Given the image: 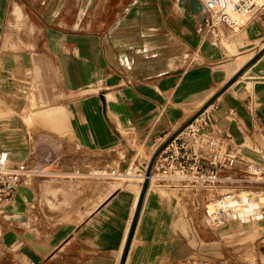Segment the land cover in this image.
Masks as SVG:
<instances>
[{
  "label": "crops",
  "instance_id": "crops-1",
  "mask_svg": "<svg viewBox=\"0 0 264 264\" xmlns=\"http://www.w3.org/2000/svg\"><path fill=\"white\" fill-rule=\"evenodd\" d=\"M37 1L45 16L42 47L33 55L0 49L2 81L24 66L31 79L39 73L48 98L36 101L44 108L37 114L59 111L61 123L72 125L75 146L60 151L65 161L34 162L38 144H25L20 112L0 111V151L10 163L28 165L32 156L31 167L59 172L17 188L0 219V264H221L209 237L215 229L201 222L200 197L185 189L199 224L187 193L152 180L128 243L137 177L161 140L212 102L218 105L209 109L212 123L231 138L230 150L264 167V9L214 44L196 31L199 0ZM4 7L0 0V20ZM186 54L188 64H180ZM244 64L247 71L234 79ZM56 93L72 99L70 111L42 106ZM260 220L257 240L264 245Z\"/></svg>",
  "mask_w": 264,
  "mask_h": 264
},
{
  "label": "built area",
  "instance_id": "built-area-1",
  "mask_svg": "<svg viewBox=\"0 0 264 264\" xmlns=\"http://www.w3.org/2000/svg\"><path fill=\"white\" fill-rule=\"evenodd\" d=\"M199 1L203 18L196 31L214 44L220 41L224 30L236 34L264 9V2L259 4V0ZM211 108L217 109L218 105L208 104L190 122L161 140L152 155L155 158L149 179L179 185L199 196L202 224L218 229L238 222L235 217L229 218L230 203L241 189L264 183V167L230 150L232 140L214 127ZM239 165L243 167L240 174L231 173ZM44 171L25 162L13 165L8 153L0 151V219L12 204L17 188L35 175L46 174Z\"/></svg>",
  "mask_w": 264,
  "mask_h": 264
},
{
  "label": "rangeland",
  "instance_id": "rangeland-1",
  "mask_svg": "<svg viewBox=\"0 0 264 264\" xmlns=\"http://www.w3.org/2000/svg\"><path fill=\"white\" fill-rule=\"evenodd\" d=\"M4 1L5 7L2 14V19L0 20V27L2 31V35H0V37H2V39H0V49L2 52L14 51L18 54H23L24 51H31L32 55L34 53L37 54L42 47L41 39L45 24L44 13L42 10H40L42 5H40L37 0ZM173 2L174 0H171L172 5L174 4ZM13 3H15L20 9L18 14L19 16L17 15L18 19L13 14ZM188 59L189 56L186 54L184 57H182V59H180V64H188ZM245 68H243V70ZM24 71L26 73L21 72L19 75L12 77L11 79H5L4 81H2V77L5 74L0 73V87L2 88V91L0 92V104L5 107H0V111L8 114H10V111L12 110H18L20 112L17 113L19 115L16 117V119L19 121L17 124L21 134L25 136V144L28 143L27 145H30L29 142L32 143L33 141L34 144H38L36 145L38 147L37 153L36 155H33V157H35L33 158L34 162L37 160L42 164H47L65 161L64 158H66V156L60 155L59 153L66 145L73 147L75 146L74 133L71 128L72 125L70 126V124L66 121L61 123V119L58 117L60 114L59 111H55V113L51 114L47 112L44 115L37 114L38 111H41L44 108L41 106H36V101H41L44 99V97L48 98V96H45L46 92H44L42 84L40 83L41 77L39 73H35L34 77L31 79V75L28 73L29 69L26 66H24ZM242 72L243 71L241 70L237 76ZM235 78L236 76L234 79ZM12 91L13 94H11ZM17 93L19 96H17ZM50 98L51 101L48 104L42 106L46 108L60 105L66 107L68 111L73 108L71 106L73 103L72 99L59 96L58 93L54 94ZM19 104H23V106L19 107ZM99 114L101 118V111H99ZM153 157H155V155ZM151 159L147 163V166ZM30 162H32V156L30 160L27 161L29 167L33 166V163L30 165ZM145 165L143 164L141 168H143ZM101 168L109 170L111 167ZM46 171L51 174H38L32 178L35 177L39 179H47V176H56V174H59V172L49 171L48 169ZM129 173L135 174L136 171L130 170ZM139 175L142 174L139 173ZM149 175H147L145 172L143 177H137L138 179L142 180L140 183L141 194L139 195L136 204L135 214L137 213V215L135 223L133 224L132 230H130L128 240L132 238L140 204L142 198L147 192L146 184L150 181ZM122 183L127 184L126 181H123ZM154 185L172 186L161 181H155ZM241 190L243 191L238 193V196L235 200H238L240 196L243 198V201L246 200V203L244 202V205H246H243L241 208L243 209L241 215L244 218L238 219V222H229L220 228L215 229L213 235L209 234L211 242H213L218 248L215 257L219 259L221 264H252L250 263L249 259L251 256H253V258L259 257V264H264V245L263 243H259L261 240H257L263 232L260 229L263 225V220L260 219H264V183L253 186L252 188H243ZM186 193L187 197L184 199H186L189 206H191L190 208L194 211L196 221L200 224L197 212L192 206L193 195L187 190ZM246 193L250 195V198H246L249 196ZM195 199L197 200L196 196ZM250 212H255L256 215H251ZM254 244L256 247L253 251H245L241 249V246L248 248ZM253 264H256V261Z\"/></svg>",
  "mask_w": 264,
  "mask_h": 264
},
{
  "label": "bare ground",
  "instance_id": "bare-ground-1",
  "mask_svg": "<svg viewBox=\"0 0 264 264\" xmlns=\"http://www.w3.org/2000/svg\"><path fill=\"white\" fill-rule=\"evenodd\" d=\"M262 2H264V0H259L258 1V3L259 4H261ZM19 12H20V9H19V7L18 6H14V12H13V14L16 16V18L18 19V14H19ZM18 15V16H17ZM224 40V39H223ZM223 40L221 41V42H223ZM245 63V62H244ZM247 63V62H246ZM245 63V64H246ZM245 64L237 71V73L236 74H234V76H236L237 74H239V72L241 71V69L245 66ZM247 70H245V71H243L240 75H239V77H238V80L244 75V73L246 72ZM233 77V76H232ZM146 170H147V164L145 165V167H143V168H141V171L143 172V173H145L146 172ZM44 173V172H43ZM152 181H155V180H152ZM149 184H150V181L147 183V185H146V187H147V190H148V188H149ZM164 190H166V191H169V192H174V193H185L186 194V190L184 189V188H182L181 186H178V185H172V186H168V185H160ZM241 191H243V190H240L239 192H241ZM141 193H139V195H140ZM247 194V193H246ZM247 195H249V194H247ZM237 196H238V194H237ZM236 196V197H237ZM138 198H139V196H138ZM246 198H250V195L249 196H247ZM243 198L240 196L239 198H238V200H234V201H232L231 203H230V207H231V212H232V214L230 213V217L229 218H231V220H233L232 218H237V219H242V218H244L242 215H241V213H242V210L243 209H241L242 208V206L244 205V202L246 201H243L242 200ZM246 203V202H245ZM248 203V202H247ZM246 205V204H245ZM244 205V206H245ZM255 213V212H254ZM135 218H136V214H135V212H134V215H133V218H132V221H131V225H130V230L132 229V226H133V224H134V221H135ZM130 230H129V233H130ZM129 235V234H128Z\"/></svg>",
  "mask_w": 264,
  "mask_h": 264
},
{
  "label": "water",
  "instance_id": "water-1",
  "mask_svg": "<svg viewBox=\"0 0 264 264\" xmlns=\"http://www.w3.org/2000/svg\"><path fill=\"white\" fill-rule=\"evenodd\" d=\"M242 71H244V70H242ZM240 73V72H239ZM192 119V118H191ZM191 119L188 121V122H190L191 121ZM187 122V123H188ZM154 158L155 157H153L152 159H151V161H150V163L148 164V166H147V170H146V174L147 175H149L150 174V171H151V167H152V164H153V161H154ZM147 185V184H146ZM136 215H137V213H136ZM136 219V218H135ZM134 223H135V221H134ZM133 227V226H132ZM132 230V229H131ZM129 241H130V239L128 240V243H129Z\"/></svg>",
  "mask_w": 264,
  "mask_h": 264
}]
</instances>
